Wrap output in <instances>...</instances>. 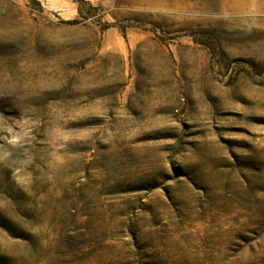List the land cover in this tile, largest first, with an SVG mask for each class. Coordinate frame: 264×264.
I'll return each instance as SVG.
<instances>
[{
  "label": "rangeland",
  "instance_id": "374dc122",
  "mask_svg": "<svg viewBox=\"0 0 264 264\" xmlns=\"http://www.w3.org/2000/svg\"><path fill=\"white\" fill-rule=\"evenodd\" d=\"M229 2L0 0V264H264V0Z\"/></svg>",
  "mask_w": 264,
  "mask_h": 264
},
{
  "label": "crops",
  "instance_id": "0c3cea01",
  "mask_svg": "<svg viewBox=\"0 0 264 264\" xmlns=\"http://www.w3.org/2000/svg\"><path fill=\"white\" fill-rule=\"evenodd\" d=\"M136 1H142V0H136ZM143 1L149 4L172 5L173 8L184 11V10H192L197 6H201L206 8L207 10H210L213 0H143ZM218 1L220 2L221 13L229 11L230 0H218ZM234 8L237 9L236 7ZM204 19L210 21L216 20L214 16H205V15H204Z\"/></svg>",
  "mask_w": 264,
  "mask_h": 264
},
{
  "label": "bare ground",
  "instance_id": "6f19581e",
  "mask_svg": "<svg viewBox=\"0 0 264 264\" xmlns=\"http://www.w3.org/2000/svg\"><path fill=\"white\" fill-rule=\"evenodd\" d=\"M230 5H232V6H233V4H230Z\"/></svg>",
  "mask_w": 264,
  "mask_h": 264
}]
</instances>
